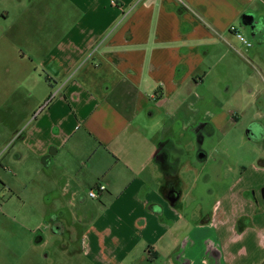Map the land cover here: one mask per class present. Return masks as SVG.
Here are the masks:
<instances>
[{
    "label": "crops",
    "instance_id": "1",
    "mask_svg": "<svg viewBox=\"0 0 264 264\" xmlns=\"http://www.w3.org/2000/svg\"><path fill=\"white\" fill-rule=\"evenodd\" d=\"M182 1L36 0L54 33L24 49L17 36L21 49L0 55V150L12 149L2 168L18 172L4 187L20 199L34 174L37 243L66 235L62 249L90 264H264V168L209 190L207 212L211 154L195 143L201 122L237 124L216 108L262 122L264 0ZM241 24L252 48L230 31Z\"/></svg>",
    "mask_w": 264,
    "mask_h": 264
},
{
    "label": "rangeland",
    "instance_id": "2",
    "mask_svg": "<svg viewBox=\"0 0 264 264\" xmlns=\"http://www.w3.org/2000/svg\"><path fill=\"white\" fill-rule=\"evenodd\" d=\"M35 1L0 0V55L18 52L21 48L24 49V45L33 46L34 37L54 33L55 29L50 28L48 22L51 19L55 20L56 17L34 7ZM21 3L24 7L20 6ZM235 27L240 32L241 30L245 32L246 28L242 24ZM63 29L59 27L56 29V33H63ZM9 36L12 39L8 40ZM17 36L23 40V43L20 44L21 48L14 43L16 39L13 40V38ZM24 41H27V44ZM255 65L259 72L262 68L256 62ZM249 70L258 76L257 71L252 70L251 66ZM261 73L264 76V71ZM1 78L0 75V80ZM258 80L261 84V80L259 78ZM1 93L0 89V100ZM257 108L249 107L247 110L251 112ZM216 109L224 110L229 116L235 117L238 114L239 120L237 117L235 118L237 123L235 126H232L228 119L224 120L219 131L206 122L200 124L202 126L201 144L197 138L195 143L197 147L211 154L207 168L203 169L200 176L202 186H200V196L207 212L212 211L215 197H217L215 192L208 193L209 190L216 188L218 193H222V190H226L243 174L247 173L248 177L253 176L257 172L256 169L264 168L260 165V160H264V117L262 122L254 124L251 122L252 120H249V116H243L242 108H238L236 105ZM3 115H6V112L0 107V116ZM254 125L257 127L252 135L255 139L247 140L249 130L251 131ZM206 128H210L212 132L209 133V129ZM8 150L5 148L0 150V198L3 201V206H7V209L3 210L4 212L0 211V264H90L85 254L78 251L77 246L71 245V252L62 249L67 243L66 235L55 236L49 233L44 236V240L47 241L45 244L37 243L41 233L36 230L41 220L36 219L38 213L35 201L37 195L34 192L36 184L34 174L31 172L24 181L20 182L27 188L24 193L20 194L22 198L18 199L19 196H15V199L11 201L12 193L5 189L4 181L6 179H9L8 183L14 180L18 181L16 178L18 172L11 167H6V170H3L6 166L5 159L12 149ZM209 178L213 179L210 186H204V181ZM259 194L261 197L263 196L264 187Z\"/></svg>",
    "mask_w": 264,
    "mask_h": 264
},
{
    "label": "built area",
    "instance_id": "3",
    "mask_svg": "<svg viewBox=\"0 0 264 264\" xmlns=\"http://www.w3.org/2000/svg\"><path fill=\"white\" fill-rule=\"evenodd\" d=\"M143 0H140V2ZM178 2L183 3L182 0H177ZM230 31L233 32L235 34V36L238 38V40L246 47V48H252L253 47V43L248 40L236 27H231ZM109 36H105L103 39H101L96 45L95 47L87 54V56L85 57V59L82 62V65L88 63L92 58H94V56L99 52V50L101 49V47L106 43V41L109 39ZM59 94V91H55L53 92V94L51 95L49 101L45 104L44 107L48 106ZM43 110V109H42ZM41 110V111H42ZM37 117V115L33 118L35 119ZM19 135L16 136V138H18ZM106 191V187L103 185H99L97 186L95 189L90 190L89 192V197L91 199H99L100 194H102L103 192ZM0 211H1V203H0Z\"/></svg>",
    "mask_w": 264,
    "mask_h": 264
},
{
    "label": "water",
    "instance_id": "4",
    "mask_svg": "<svg viewBox=\"0 0 264 264\" xmlns=\"http://www.w3.org/2000/svg\"><path fill=\"white\" fill-rule=\"evenodd\" d=\"M246 19V18H245ZM248 22L247 21H245V24H247Z\"/></svg>",
    "mask_w": 264,
    "mask_h": 264
}]
</instances>
